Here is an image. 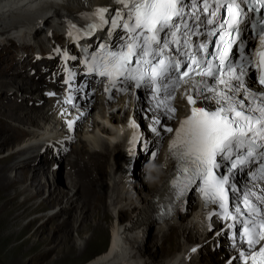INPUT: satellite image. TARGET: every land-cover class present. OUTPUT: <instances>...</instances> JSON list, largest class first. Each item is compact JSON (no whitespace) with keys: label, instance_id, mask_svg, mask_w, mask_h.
Here are the masks:
<instances>
[{"label":"bare ground","instance_id":"1","mask_svg":"<svg viewBox=\"0 0 264 264\" xmlns=\"http://www.w3.org/2000/svg\"><path fill=\"white\" fill-rule=\"evenodd\" d=\"M62 2L0 0V261L19 264L39 252L55 255L48 264H67L106 245L83 264H226L223 251L211 250L220 241L218 230L208 233L214 217L192 208L186 217L156 219L170 167L162 157L151 164L149 148L136 152L132 173L116 131L122 106L97 99L90 113L69 117L60 101H47L38 60L52 55L53 41H69L84 13L82 1ZM148 103L139 97L136 126L152 124L143 117Z\"/></svg>","mask_w":264,"mask_h":264},{"label":"snow or ice","instance_id":"2","mask_svg":"<svg viewBox=\"0 0 264 264\" xmlns=\"http://www.w3.org/2000/svg\"><path fill=\"white\" fill-rule=\"evenodd\" d=\"M116 2L120 8L112 16L105 7L98 10L99 23L90 29L104 25L112 32L120 29L123 42L115 50L99 45L100 53L91 58L89 71L107 78L112 87L131 81L133 87L150 88L159 97L157 107L173 99L178 87L185 88L191 115L172 140L171 152L177 162L173 187L183 195L195 185L206 202L217 203L223 218L234 222L230 227L239 224L233 238L243 248V264H264V196L251 192L237 196L229 180L233 169L264 148V52L259 66L254 59L256 44L245 54L241 40L239 55L232 53L241 35L240 25L248 18L245 30L252 27L255 17L248 13L264 9V0ZM255 31V40L264 45V13L255 22ZM250 68L256 73L252 82L261 85L258 93L250 92L245 84ZM241 90L246 95L238 99ZM201 98L214 101L216 107H197ZM167 111L174 113L175 109L168 107ZM260 155L264 157V152Z\"/></svg>","mask_w":264,"mask_h":264},{"label":"rangeland","instance_id":"3","mask_svg":"<svg viewBox=\"0 0 264 264\" xmlns=\"http://www.w3.org/2000/svg\"><path fill=\"white\" fill-rule=\"evenodd\" d=\"M61 2H62V0H60ZM62 3H64V2H62ZM72 23V22H71ZM70 25V24H69ZM75 24L74 23H72V25L71 26H74ZM7 53V52H6ZM6 53H5V55H6ZM2 55V54H1ZM9 77H11V75H6L4 78L5 79H7V78H9ZM3 79V78H2ZM68 152H69V150L68 149H66L65 151H63L62 152V154H61V157L62 158H65L66 157V155L68 154ZM4 154H6V148L4 149V150H2V153H0V155H4ZM65 156V157H64ZM19 200H21V198L19 199ZM48 226H50V225H48ZM152 237H155V234H154V230H153V232H152V235H151V238ZM106 245L102 248V249H100L98 252L96 251V252H94L91 256H89L88 258H85V259H82V260H77L76 262L75 261H72V262H70V263H67V264H83V263H85L86 261H88L90 258H92L93 256H95L97 253H100V252H102V251H104L105 249H106ZM157 249V246H154L153 247V250H156ZM152 252V250H150L149 251V254ZM43 253H39V252H30V253H27V254H25V255H23V257H22V259H21V261L19 262V264H48V263H50V261L53 259V258H55V255L54 254H50V255H42ZM163 258V257H165V256H163V255H158L157 256V258L158 259H160V258ZM221 262V261H220ZM0 264H9V263H5V262H3V261H0ZM205 264H208V263H205Z\"/></svg>","mask_w":264,"mask_h":264}]
</instances>
